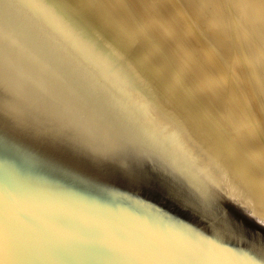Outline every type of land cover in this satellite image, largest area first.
<instances>
[{
    "label": "water",
    "instance_id": "1",
    "mask_svg": "<svg viewBox=\"0 0 264 264\" xmlns=\"http://www.w3.org/2000/svg\"><path fill=\"white\" fill-rule=\"evenodd\" d=\"M260 220L264 115L178 0H0V264H261ZM153 228L170 258L99 242Z\"/></svg>",
    "mask_w": 264,
    "mask_h": 264
},
{
    "label": "bare ground",
    "instance_id": "2",
    "mask_svg": "<svg viewBox=\"0 0 264 264\" xmlns=\"http://www.w3.org/2000/svg\"><path fill=\"white\" fill-rule=\"evenodd\" d=\"M225 55L264 115V0H178Z\"/></svg>",
    "mask_w": 264,
    "mask_h": 264
},
{
    "label": "snow or ice",
    "instance_id": "3",
    "mask_svg": "<svg viewBox=\"0 0 264 264\" xmlns=\"http://www.w3.org/2000/svg\"><path fill=\"white\" fill-rule=\"evenodd\" d=\"M124 172H125V175L128 176L129 179H132L135 181L143 180V177L137 175L136 171L131 167L125 169ZM80 180L83 182L90 183L87 178H80ZM96 185H98L101 190L113 191L108 185H105V184H96ZM143 203L146 204V202H143ZM185 207L187 208V205H185ZM206 211L210 212L211 214L215 215L221 220H226L227 223L233 229L242 230V231H246V228L242 221L237 223V217L235 215L236 212H241L244 216L250 219H255L252 213L243 212V207L241 205L236 204L230 198H227V197L220 199L215 205H212L211 208L206 209ZM6 215L10 217L7 209H6ZM163 218L167 220L168 216L165 215ZM81 223H84V222L81 221ZM257 223L264 226V220H260ZM42 224L45 225V227L48 229L51 235L56 239H59V240L79 239V236L76 233L66 230L62 228L61 226H58L53 223H51L50 225L46 222ZM150 230H154V228L145 229L135 234L124 233L122 236L116 235V238L121 242V246L119 248L113 247L105 243L104 232L99 242L102 243L104 247H106L109 251L118 253L119 258L123 260L141 259V257L137 255H126L125 254L128 252H134V251L150 252L151 255L147 257V259L149 260H161V259L170 258V257L161 255L163 251L161 242L149 236ZM169 230L175 231V232H184L183 228H181L178 225L173 227L172 224H169L164 229L166 233ZM4 234H5L4 227L3 225H0V261L6 260V259L11 260L15 258L14 255H11V254L7 256L5 255L4 244H3ZM247 259L249 261V264H256L258 258L254 255H249ZM261 264H264V261H261Z\"/></svg>",
    "mask_w": 264,
    "mask_h": 264
}]
</instances>
